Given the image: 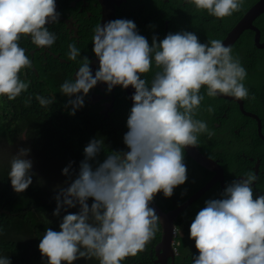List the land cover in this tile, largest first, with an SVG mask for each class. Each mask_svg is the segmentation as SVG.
<instances>
[{"label":"clouds","instance_id":"9594fccd","mask_svg":"<svg viewBox=\"0 0 264 264\" xmlns=\"http://www.w3.org/2000/svg\"><path fill=\"white\" fill-rule=\"evenodd\" d=\"M186 3L212 17L230 19L225 39L203 43L187 30L168 33L167 23L165 37L158 39L153 35L150 46L131 19L117 18L103 24L100 19L92 29L93 21L98 19L94 18L89 19V27L79 34L78 42L65 30L67 21L61 19L65 24L60 21L56 0H0V99L14 100L28 87L20 74L31 68L32 61L26 55L29 49L18 43L22 36L67 62L61 52L55 53L51 48L56 35L49 31L50 26L57 32L68 33L65 38L69 40L68 59L76 61L80 57L72 78L59 86L60 93L68 98L69 114L75 115L85 102L101 106L91 123L99 139L92 138L85 145L78 170H73L71 161L62 169L70 182L55 195L53 215L59 216L65 208L78 207V211L63 215L59 231L45 229L38 249L42 258H47V264H73L78 258L90 257L99 264H122L127 257L143 252L161 222L150 206L154 196L162 193L170 198L177 186L185 184V148L197 147L200 134L212 135L207 123L195 118L204 99L201 88L208 97L242 101L249 98L244 84L247 71L232 50L238 49L245 31H254L255 37L257 32L246 29L232 44L225 45L223 41L253 8L237 19L244 0H186ZM144 5L135 12V17H145L140 11ZM236 11L239 12L234 14ZM57 23L59 29L55 27ZM91 29L89 42L86 37ZM260 42L263 43L261 37ZM88 43H92L94 55L82 57L77 46L86 51L87 46L82 45ZM153 69L151 79L142 78V74ZM130 86L134 89L132 103L124 90ZM119 91L124 92L128 101L125 119L120 111ZM36 99L40 106L47 107L53 104L54 95H37ZM116 111L121 112L119 122H114L112 129L106 128V120ZM207 111L211 113L213 107L209 105ZM109 135L117 139L110 138L117 151L106 143ZM261 137L264 140L263 134ZM25 140L27 132L19 133L16 141ZM17 147L12 151L8 178L19 194L33 183L34 172H39L42 165L31 158L34 149ZM35 150L44 157L40 149ZM262 164L258 158L256 176L245 173L226 183L219 198L205 200L189 225V238L198 249L192 264H264V193L253 198L254 182L264 173ZM3 212L10 213L1 210L0 214ZM173 231L170 248L173 259L167 260V264H175L179 254L178 238L182 231L176 225ZM157 257L159 260L160 255ZM0 264H11V260L0 255Z\"/></svg>","mask_w":264,"mask_h":264},{"label":"trees","instance_id":"16d2710c","mask_svg":"<svg viewBox=\"0 0 264 264\" xmlns=\"http://www.w3.org/2000/svg\"><path fill=\"white\" fill-rule=\"evenodd\" d=\"M185 1L171 0L168 4L163 0L144 1L146 2V7L143 9L145 17L144 15L136 17L141 24L137 21L135 24L138 32L147 38L150 46L153 35L158 39L165 37L167 23H169L168 33L187 30L195 33L203 43L211 39L221 41L225 39L229 31L227 26L230 19L212 17L206 11L196 10L191 4L185 3L184 5ZM260 1L244 0L239 10L241 12L236 18L243 17ZM98 23H100V18L93 21L92 29ZM256 25L261 31V41L264 42V13L258 18ZM55 27L59 29L60 25L57 23ZM48 28L56 35V40L51 46L52 50L55 53L61 52L62 58L67 62L53 57L49 52L42 55L36 51L32 58L30 50L35 46L30 43L26 55L32 61V66L30 69L22 70L20 74L21 79L28 84L27 89L14 100L9 101L5 97L0 99V211H10V213L0 214V255L9 257L11 264H47V258H42L38 249L45 229L52 228L59 231V223L63 215L67 212L78 211V207L65 208L59 216L53 215L56 208L55 195L60 187H67L70 182L69 177L62 174V169L71 161L73 170H78L79 162L83 159L85 145L90 139L97 138L98 134L91 123L94 121L93 114L101 107L99 104L85 102L75 115L69 114L68 98L60 93L59 86L64 80L72 78L76 71V62L80 60V57L76 61L68 59L69 40L65 39L68 36L67 32H57L50 26ZM92 29L86 37L89 42ZM254 38V31H245L238 49L233 48L232 50L233 56L240 59L247 71L244 84L248 88L249 98L244 99L246 107L257 100H262L264 104V49L257 47ZM82 46H87L86 51L77 46L82 57H88L91 53L94 55L92 43ZM154 71L155 69L142 74V78L151 79ZM200 93L204 99L195 113V118L204 120L212 135L200 134L198 149L206 156L220 160L219 164L223 167L227 183L248 172L256 176L254 166L258 158L263 161L262 171H264V140L260 135L258 122L245 118L235 102L218 96L208 97L203 87ZM37 95H54V102L52 105L42 107L36 99ZM118 97L122 100L120 111H123L125 119L127 97L122 91H119ZM86 100H88L87 97ZM209 105L213 107L211 113L207 111ZM120 111H116L110 119L106 120V128L112 129L114 122H119ZM262 116L264 118V115ZM25 131L27 140L18 143L16 138L19 133ZM110 138L115 139L109 135L106 143L113 148L112 151H117L116 144ZM13 143L19 147L27 146L26 148L30 151L40 149L45 159L49 160L48 163L46 162L45 174L41 171L34 172L33 183L19 194L13 190L8 178L9 162L13 156V150L10 149ZM98 159L101 160V157L99 156ZM184 163L187 169L185 184L177 186L170 198L157 193L150 203L151 207L155 209L157 206L162 211L169 212L183 204L212 179L213 174L199 170L201 167H198L185 150ZM253 190L254 199L256 195L264 193V173L259 175L257 185L253 187ZM221 191L220 186L209 189L178 216L175 225L182 231V235L178 238L179 254L175 264H192L193 256L198 255L194 240L189 238V225L196 213L204 207L205 200L219 198ZM88 203L90 205L91 200ZM161 236L162 227L159 223L155 237L146 245L145 250L135 257H127L122 264H154L155 247L161 240ZM73 264H99V261L94 257L78 258Z\"/></svg>","mask_w":264,"mask_h":264},{"label":"water","instance_id":"95a60500","mask_svg":"<svg viewBox=\"0 0 264 264\" xmlns=\"http://www.w3.org/2000/svg\"><path fill=\"white\" fill-rule=\"evenodd\" d=\"M100 5L102 7V21L101 24L108 20H114L117 19L116 17V10L111 6L110 0H99ZM56 6H57V0H56ZM264 12V0H261L257 6H255L253 9H251L245 16V18L240 21L236 27L233 29L232 33H230L225 41L223 43L225 45H228V43L232 44L235 39L246 29H253L257 32L255 40L257 43V47L264 48V42H260V30L257 26H255L254 21L261 16V14ZM95 61L98 63V60L95 59ZM125 93H127L128 98L131 100L132 93L134 92V89L130 86L128 89H124ZM222 99H228L233 100L237 102L240 107L242 100H236L232 97H224V96H218ZM132 103V100H131ZM132 105V104H131ZM186 153L188 156L195 161L197 164L205 167L208 171L215 174L214 178L208 182L205 186H203L201 189H199L195 194H193L189 199H187L183 204L178 206L177 208L169 211V212H163L159 207L155 206V210L158 213V215L161 218V226H162V236L160 242L156 246V251L158 255H160V258L158 261H156L157 264H167V251L172 248V241H173V225H175V222L178 218V216L185 211L195 200L200 198L206 191H208L210 188L214 187L218 183L223 184L225 187V183L223 180V170L220 164L209 158L208 156L204 155L202 152H200L197 147H186L185 148ZM256 183H254L255 187ZM224 189V188H223ZM163 260V261H162Z\"/></svg>","mask_w":264,"mask_h":264},{"label":"flooded vegetation","instance_id":"af4514ba","mask_svg":"<svg viewBox=\"0 0 264 264\" xmlns=\"http://www.w3.org/2000/svg\"><path fill=\"white\" fill-rule=\"evenodd\" d=\"M144 1L145 0H110V4L116 10V14H117L116 17L117 18L131 19L134 23H135V21H137L139 24H141L140 21L135 17V12L140 8V6L142 4H145L146 2H148V1H146V2H144ZM166 1H169L171 3L170 0H166ZM185 3H186V1L184 2V5H185ZM66 4H67V6H66ZM57 11L61 14L60 15V21L63 22V20H64L65 22L67 21V23H68V24H65L63 22L65 24V30L68 31L70 35H72L71 38H73V37L76 38V40L78 42L81 41V36L79 34L85 28L89 27L88 23H89V21H91L89 19H92V20L94 18L102 19V16H103L102 7L100 5V2L97 0H57ZM61 19H63V20H61ZM137 30H138V28H137ZM18 43L20 44L21 47L26 49V48H28V45L31 43V41H30V38L22 36ZM36 51H38V52L41 51V53L43 55H46V53H47L45 51V49L37 48L36 46L34 49L30 50V53L34 54ZM112 92H113V90H112ZM226 100H228V99H226ZM229 101H232V100H229ZM235 103L238 105L239 111L242 113V115L245 118H247L249 120H255L258 122L260 135H262V134L264 135V118L262 116V115H264L263 101L262 100L254 101L253 103L248 105V107H246V101H244V100L241 103V107L237 102H235ZM197 149H198V147H197ZM198 150L200 152H202L200 149H198ZM209 158H211V157H209ZM211 159H213V158H211ZM213 160H215V159H213ZM251 160L254 161V158H251ZM215 161H217L219 163L220 160L217 159ZM197 165H198V167L199 166L201 167V169H199V170L208 171L207 169H205V167H203L199 164H197ZM222 169H223V167H222ZM255 169H256V167H255ZM250 170H251V167H250ZM208 172H210V171H208ZM210 173L213 174V177H212V179H213L215 174L212 172H210ZM223 180L225 183L224 185H226L227 181H226V176H225L224 170H223ZM257 182H258V180L256 179V181L254 183H256V185H257ZM256 185H255V187H256ZM216 186H220L222 188V190L224 188L223 184H220V183H218L217 185H215L212 188H215ZM212 188H210V189H212ZM166 253H167V260H172L173 258H172L171 249H169ZM157 255H158V253L156 252V259L153 261L154 264L156 261H158Z\"/></svg>","mask_w":264,"mask_h":264},{"label":"rangeland","instance_id":"374dc122","mask_svg":"<svg viewBox=\"0 0 264 264\" xmlns=\"http://www.w3.org/2000/svg\"><path fill=\"white\" fill-rule=\"evenodd\" d=\"M78 111V110H77ZM17 146L13 145L10 150H17ZM31 158L37 162L40 163L42 166L39 167V171L43 172L45 174V166L49 162V160L46 163L45 157L41 155V153L34 149L33 153L31 154ZM53 192V191H52Z\"/></svg>","mask_w":264,"mask_h":264},{"label":"crops","instance_id":"0c3cea01","mask_svg":"<svg viewBox=\"0 0 264 264\" xmlns=\"http://www.w3.org/2000/svg\"><path fill=\"white\" fill-rule=\"evenodd\" d=\"M146 7V5H144V8ZM140 11H142L143 12V10H140ZM148 28H150V27H148Z\"/></svg>","mask_w":264,"mask_h":264}]
</instances>
